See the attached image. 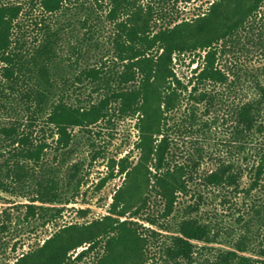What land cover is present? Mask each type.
<instances>
[{
  "label": "trees",
  "instance_id": "trees-1",
  "mask_svg": "<svg viewBox=\"0 0 264 264\" xmlns=\"http://www.w3.org/2000/svg\"><path fill=\"white\" fill-rule=\"evenodd\" d=\"M191 1L17 0L0 4V63L4 65L5 81L0 83V104L14 116L10 125L0 127V189L21 190V185L16 187L14 183L36 180L33 201L44 205L69 203L71 198L63 200L61 191L70 187V181L65 186L56 176L45 181L42 176L36 177L33 168L26 167V163H39L48 147L45 143L35 144L33 128L38 122H44L68 145L70 130L104 120L117 105L121 116H138L140 133L136 144L138 163L134 165L128 158L117 163L128 182L114 196L110 214L61 228L43 246L23 254L14 264H77L93 253L98 257L97 264L149 262L151 242L146 232L153 236L158 233L134 219L144 204L136 203L151 187L165 200L166 217H170L180 194L189 193V183L197 179L203 161L215 160L203 147H196L197 153H186L185 162H179V152L174 151L168 117L182 106L183 93L189 88L178 78L174 59L186 52L200 51L204 56L189 79L193 85L189 94L191 113L177 125L180 134L186 133L187 124L197 132L209 133L208 121L199 122L197 114L199 104H213L217 99L208 87L223 85L235 93L224 120L231 135L227 145L230 156H220L213 169L201 173L202 187L239 190L244 164L250 159H254L250 167L255 171L254 182H260L264 174V68L231 79L217 62L226 48L229 52L238 50L240 34L254 30L258 15L264 17V0H213L194 20L180 18L185 11L182 5ZM25 17H29L28 25ZM106 56L112 57V68L89 64L91 59L102 61ZM75 71L79 74L72 78ZM87 79L103 91L104 98L90 106L74 104L70 93L74 80ZM245 82L252 91L239 97L237 89ZM11 177L14 181L9 185L7 179ZM134 204L135 214L127 217ZM49 209H42L45 215ZM186 209L174 232L161 243L162 264H194L196 242L210 244L219 235L212 225L194 216L200 209L198 203ZM147 221L157 224L152 218ZM251 244L250 235L242 233L232 249L219 254L216 264H264V235L258 250L260 260L247 255ZM84 245L87 248L74 256Z\"/></svg>",
  "mask_w": 264,
  "mask_h": 264
},
{
  "label": "rangeland",
  "instance_id": "rangeland-1",
  "mask_svg": "<svg viewBox=\"0 0 264 264\" xmlns=\"http://www.w3.org/2000/svg\"><path fill=\"white\" fill-rule=\"evenodd\" d=\"M16 1L0 0V4ZM211 1L213 0H192L188 5H182L185 6V11L180 18L194 20L197 15L206 12ZM263 10L262 14H264ZM38 14L39 10L33 15ZM256 18L254 30L248 29L240 34V48L229 52L228 47L218 59L217 64L230 73L231 79L235 77L234 75L244 76L245 73L247 77V74L261 72L259 68H264V17L258 15ZM24 23L25 25L30 23L29 17L24 18ZM203 56L204 52L195 51L186 52L174 59L178 78L189 88L183 93L182 106L169 114L168 125L173 128L171 137L174 151L179 152L177 158L179 162L188 160L184 157L186 153H197L196 147L206 148V154L215 160L203 161L196 174L197 179L189 183V193L180 194L178 206L170 217H166L165 200L151 187L145 190L144 198L136 203L140 206L144 204L141 206L143 208L140 209V214L134 219L143 224V227H150L158 233L153 236L151 232L144 230L150 236L151 242L148 251L150 259L147 264H162L161 243L174 232L181 215L187 212L186 207L195 203H198L200 209L194 213V216L212 225L219 235L216 241L210 244L196 242L198 249L194 264H216L219 254L232 249L244 232L250 235L252 242L247 255L261 259L258 250L264 235V174L259 183L254 182L255 171L250 168L254 159H250L247 164L249 167L244 164L245 174L237 191L202 187L200 180L201 173L213 169L220 156H230L227 145L231 141V135L224 120H227L231 104L235 101V93L229 92L227 86L223 85L208 87V91L216 94L217 99L213 104H199L200 109L197 114L200 118L199 122L208 121L211 127L207 130L209 133L195 131L192 124H187V131H184L186 133L180 134L177 131V125L191 113L192 100L189 94L193 85L189 84V79L195 68L203 61ZM87 57L90 58L91 54ZM97 59L99 58L91 59L89 64H98L101 67L107 64V68L114 66L112 57L106 56L102 61ZM3 67L4 65L0 63V83L5 82ZM118 69H122L120 64ZM79 71L73 72L72 78H75ZM262 78L264 79V75ZM76 81L74 80L73 91L70 92L71 102L74 104L90 106L104 98L103 91L95 89L96 86L91 80ZM251 91L252 88L250 89L249 84L245 82L243 87L237 89V95L246 97ZM0 103H2L1 99ZM13 120L14 116L8 114L0 104V127L10 125ZM138 122V116H121L117 111V105H113L109 116L104 120L86 128L76 127L70 130L71 139L68 145L60 141L59 135L52 134V129L44 122H38V126L33 128L35 144L45 143L48 147L39 163H26V167L33 168L36 177L42 176L45 181L53 176H56L62 186L70 181V187L66 190L64 188L61 192L63 200L71 199L66 204L44 205L40 201H33L36 180L14 183L16 187L21 185V190L19 187L0 189V264H14L23 254L43 246L45 241L61 228L90 223L110 214L114 196L128 182L126 175L119 172L117 163L122 158H128V162L135 165L140 157L136 147L140 135ZM196 128H200L199 124ZM243 156H246V153ZM74 165H77V169H72ZM73 170L76 177L72 179ZM149 170L154 173L152 168ZM151 179L153 182V178ZM13 181L12 177L8 178L7 184L10 185ZM78 182L80 183L77 188ZM43 208H50L48 215H45ZM136 209L134 204L127 217L133 216ZM127 217H122L121 220ZM147 218L155 219L157 224L151 225ZM85 248L86 245L76 250L74 256ZM97 259V255L93 253L77 264H97Z\"/></svg>",
  "mask_w": 264,
  "mask_h": 264
}]
</instances>
